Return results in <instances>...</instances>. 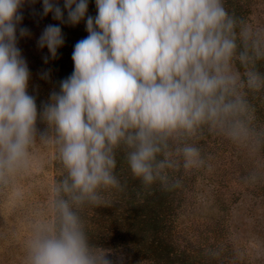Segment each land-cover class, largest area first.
<instances>
[{"label":"clouds","instance_id":"obj_1","mask_svg":"<svg viewBox=\"0 0 264 264\" xmlns=\"http://www.w3.org/2000/svg\"><path fill=\"white\" fill-rule=\"evenodd\" d=\"M24 2L0 0V192L22 198L18 180L37 143L54 148L63 170L30 222L24 264H122L116 250L90 239L83 208L125 190L118 155L143 188L167 191L180 186L178 173L210 168L200 147L206 135L254 150L264 144L248 98L264 90V26L230 13L224 0H95L88 36L74 46L73 73L38 111L17 46ZM42 2L44 16L65 22L53 0ZM64 8L76 25L88 0H64ZM63 44L55 25L38 40L52 59Z\"/></svg>","mask_w":264,"mask_h":264},{"label":"trees","instance_id":"obj_2","mask_svg":"<svg viewBox=\"0 0 264 264\" xmlns=\"http://www.w3.org/2000/svg\"><path fill=\"white\" fill-rule=\"evenodd\" d=\"M53 3L64 12L65 22L53 19V13H49L46 23L61 28L64 44L57 49L56 59L47 50L49 64H43L44 69L39 71L42 75L48 73L47 88L45 93L41 90L31 93L36 97L38 111L42 94L49 100L51 93L59 92L60 82L73 73L74 46L88 36L87 16L97 14L95 0H88L85 19L71 25L66 22L64 0ZM260 4L264 8V0H224L230 13L250 24L264 26L261 12H256ZM41 21L46 19L36 20ZM258 68L264 72V61L258 62ZM248 98L254 107V125L264 128V90L249 92ZM200 147L210 168L178 173L180 186L167 191L159 184L143 188L118 155L116 172L126 187L123 192L104 193L108 201L105 205L83 208L81 215L90 239L116 250L122 264H234L226 258L228 248L233 253H244L245 258L237 264H252L247 257V242L241 238L245 232L264 235V144L254 150L220 136L206 135ZM56 166L58 180L63 170L58 162ZM252 173H256L255 180L251 179ZM235 217L243 229L237 226ZM217 227L222 242L214 245L202 240V234L205 239H213L211 233ZM239 231L241 235L235 238ZM210 251L219 255L213 257Z\"/></svg>","mask_w":264,"mask_h":264},{"label":"rangeland","instance_id":"obj_3","mask_svg":"<svg viewBox=\"0 0 264 264\" xmlns=\"http://www.w3.org/2000/svg\"><path fill=\"white\" fill-rule=\"evenodd\" d=\"M258 9L256 12L258 13L260 11L264 18L263 4H260ZM18 11L23 19L17 26V46L21 50L22 57L26 60L31 73L28 93L31 95L36 90H41L45 93L47 79L42 78L43 75L39 71L44 69L45 64H49V61L45 63L48 49L47 47H38V40L44 29L48 26V23H46L47 16L43 15V2L42 0H36L35 3H32L31 0H25ZM43 19H46V21H41L42 23L36 22V20ZM20 28L28 29L30 35L20 37ZM46 102L48 100H46L45 94H42L41 102L38 104L42 107V104ZM37 127L40 130H44L45 125L38 121ZM57 162L54 148L37 143L30 170L18 180L22 188V198L16 200L2 192L0 196V264H24L25 240L29 231L30 222L37 214L45 211L50 194V187L55 182L58 173ZM242 212L243 208L239 209L238 214L241 216L240 213ZM234 221L238 224L237 226H240L242 229L244 228L236 220V217ZM194 228L200 229L197 225H194ZM241 232H237L238 235L235 234L234 237L240 236ZM220 233L219 227H217L211 233L213 239H205L202 234V240L215 245L219 240L222 242ZM245 233H242L244 237L241 240L247 242V257H249L252 264H264V235H251L252 232ZM243 257L245 258L243 252L238 253L235 251L233 253L228 248L226 258L234 264H237Z\"/></svg>","mask_w":264,"mask_h":264}]
</instances>
